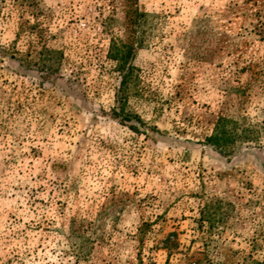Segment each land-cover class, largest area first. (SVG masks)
Instances as JSON below:
<instances>
[{"label":"rangeland","instance_id":"rangeland-1","mask_svg":"<svg viewBox=\"0 0 264 264\" xmlns=\"http://www.w3.org/2000/svg\"><path fill=\"white\" fill-rule=\"evenodd\" d=\"M0 264H264V0H0Z\"/></svg>","mask_w":264,"mask_h":264},{"label":"trees","instance_id":"trees-1","mask_svg":"<svg viewBox=\"0 0 264 264\" xmlns=\"http://www.w3.org/2000/svg\"><path fill=\"white\" fill-rule=\"evenodd\" d=\"M140 16H144V14L138 13L136 18L138 19V17ZM130 52H131V48L124 52L116 50L115 56L117 57V60L119 62L118 68L122 72L119 90H118V92H120L121 95L119 99L120 103H118V105L112 109L113 115L121 116L124 120H128V121H130L133 116L123 111V104L121 103V101L123 99L122 92L127 87L128 81L132 78L131 77L132 69L129 65H127V60L130 55ZM48 60H50V58H48ZM41 68H44L46 70L47 66L45 64H42ZM230 123L232 126L228 125ZM134 128L137 129L138 127L134 126ZM242 131H245V129L239 132L235 123H232L231 121L220 118L213 130V133L206 138V142L210 144L212 147H214L215 149L220 150L228 146L229 143L234 142L239 138H242V135L244 137V134L242 133Z\"/></svg>","mask_w":264,"mask_h":264}]
</instances>
